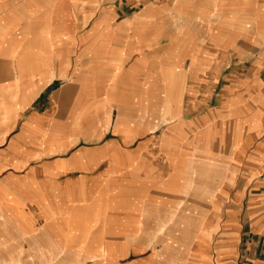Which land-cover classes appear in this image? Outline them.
<instances>
[{
	"label": "crops",
	"instance_id": "0c3cea01",
	"mask_svg": "<svg viewBox=\"0 0 264 264\" xmlns=\"http://www.w3.org/2000/svg\"><path fill=\"white\" fill-rule=\"evenodd\" d=\"M52 257L264 264V0H0V264Z\"/></svg>",
	"mask_w": 264,
	"mask_h": 264
},
{
	"label": "rangeland",
	"instance_id": "374dc122",
	"mask_svg": "<svg viewBox=\"0 0 264 264\" xmlns=\"http://www.w3.org/2000/svg\"><path fill=\"white\" fill-rule=\"evenodd\" d=\"M7 1H9V0H7ZM218 89V88H217ZM186 210H181V216H182V214L183 215H187L186 214ZM180 229H179V231H177L176 233H179L178 234V238H179V240H175V241H177L176 243H179V245H180V248L181 247H183L186 243H187V236H186V233H184V229H183V226L182 225H180V227H179ZM166 239V238H165ZM172 241L171 240H164L163 242H159V244H160V246L161 247H163L164 249H166L167 251H170V246H169V243H171ZM136 243H138V242H136ZM151 244H149V249H151V248H153V247H155V245H156V242L154 241V242H150ZM182 244V245H181ZM184 244V245H183ZM137 256H132L131 258H129V259H134V258H136ZM61 259V258H60ZM63 259V258H62ZM59 260V258L58 257H52L51 258V263L52 264H56V262ZM66 264V263H65Z\"/></svg>",
	"mask_w": 264,
	"mask_h": 264
}]
</instances>
